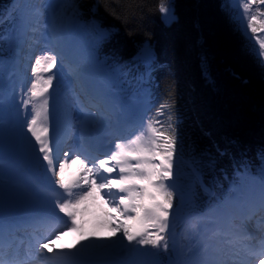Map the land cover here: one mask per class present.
<instances>
[{
  "label": "trees",
  "instance_id": "1",
  "mask_svg": "<svg viewBox=\"0 0 264 264\" xmlns=\"http://www.w3.org/2000/svg\"><path fill=\"white\" fill-rule=\"evenodd\" d=\"M161 4L171 6L168 22ZM256 7L264 9L254 5L253 12ZM62 10H54L56 21L85 30L96 61L106 67L123 98L147 92V122L166 124L169 110L160 117L156 110L162 103L171 105L178 136L174 232H180L182 216L221 210L234 186L260 185L264 68L249 49L255 39L246 41L238 30L231 0H68ZM24 17L13 0H0V60L9 59L4 35ZM144 49L152 51L151 62L138 60ZM144 75L148 79L139 83ZM168 243L167 251L151 257L163 264L176 259L190 263L184 250L178 258L169 238ZM180 243L185 249L186 242Z\"/></svg>",
  "mask_w": 264,
  "mask_h": 264
},
{
  "label": "snow or ice",
  "instance_id": "2",
  "mask_svg": "<svg viewBox=\"0 0 264 264\" xmlns=\"http://www.w3.org/2000/svg\"><path fill=\"white\" fill-rule=\"evenodd\" d=\"M254 5H264V0H231V7L236 12L233 19L238 30L246 41L255 39V44H249V49L264 68V35H257L264 34V9L256 7L252 12ZM160 11L167 13L168 8L161 4ZM250 12L252 14L249 16ZM58 62L59 57L54 51L36 56L34 63L30 65L31 86H21L22 91L26 87L23 95L27 97L22 100V105L26 109L31 105V119L25 121L26 130L34 139L35 145L39 146L35 160L43 167L47 180L46 184L41 185V190L50 193L54 200L51 213L44 220L50 228L45 235L34 236V240L29 243V251L25 252L22 259L18 258L17 248V258L9 262L3 258L5 227L0 220V264H30L31 260L44 256L45 248L52 254V258L69 257L73 255L72 250L86 252L89 256H110L120 250L136 255L158 256L160 249H169L167 233L176 195L172 181L175 179L178 136L176 117L170 110L171 105L165 102L156 110L157 117L169 110L166 124L159 119H152L145 126L144 121H141L139 133L131 138L120 137L114 150L105 159L90 161L79 148L64 151V158L61 159L60 150L53 147L49 127L50 98L57 78L53 69ZM46 73L48 75L45 76ZM88 115L91 119L87 123H95V113ZM32 147L35 152V146ZM72 166H76V169L69 175L67 169ZM259 180L260 207L264 209V169L261 170ZM214 222L212 216L204 214L195 219L193 226L210 225ZM98 227L111 228L112 237L99 238L97 242V239H93L95 231L90 229ZM65 231L75 233L80 238L75 244L67 247L60 245L59 249H55L53 241L59 239ZM220 237H223L222 242L228 246V251L214 248L210 243L197 245L198 256L201 258L192 264H245L238 259L239 251H231L236 241L229 239L228 233L217 228L209 232L208 240ZM8 244L11 247L12 240ZM259 244L260 250L249 252V255H264V239ZM33 246L36 248L35 255L30 251ZM244 247L247 248L246 245ZM149 248L157 251L151 252ZM128 264L163 262L158 259L133 260ZM169 264L187 262L176 259L169 261ZM260 264H264V260Z\"/></svg>",
  "mask_w": 264,
  "mask_h": 264
},
{
  "label": "rangeland",
  "instance_id": "3",
  "mask_svg": "<svg viewBox=\"0 0 264 264\" xmlns=\"http://www.w3.org/2000/svg\"><path fill=\"white\" fill-rule=\"evenodd\" d=\"M19 5L21 10L25 14V30L27 29H32L36 27L38 29V23L39 20L43 19V22H48V26L44 25L42 27L44 32L48 33V42L51 43L54 40L55 34L59 31V22L56 21L54 17V8H58V12L63 11V6L68 4V0H16ZM165 7L168 8L167 13H162L163 19L165 22H168L172 18L171 14V6L170 4H167ZM253 12V11H252ZM252 13H249V16ZM247 25V20H245V27ZM22 28V25L19 26L18 31H20ZM251 32L249 31V34ZM66 34H71L72 35V40L71 42H68L67 44H63L62 46L59 47L60 54L61 53H70L71 54V60L73 61L72 63L68 62L67 67H61V64H58L53 71L56 73V80L54 81L55 84V90L52 91L51 98H50V117H49V127H51L52 121L57 117L59 119V126H58V131H57V136H59L60 133H62V127L61 123L63 120H65V115L62 117L61 115L63 112L61 111V108H63V102L64 100H68L70 103V100L72 101L73 104H75V108H71L72 110V116L73 118L77 119L78 117H75V112H76V101L73 99V92L72 90H75V88H80L79 84H73V81L70 80L69 78V73L68 71H77L78 69V62L79 63H84L85 62L81 58L80 54V47L79 43L76 41V36L79 37L80 34L78 30H75L71 28L70 26L68 28L62 29V35ZM19 35H25L22 31H20L17 34V38L19 39ZM33 33H30V36H32ZM39 36V37H38ZM42 36V34H41ZM44 38V37H43ZM34 41L33 43L30 44V46H27L25 49L27 50V54L22 58V62L19 64V68H21V74L14 75V81L12 80L13 84L11 86V82H3L4 85L7 84L8 88H10L9 93L13 94L15 93L16 89H19V101L17 105L14 107V116L11 119L9 115H6L3 109H1L0 105V151L3 153V151L10 153L11 156H9V159L15 162H12V165L16 168V171H23L22 164L25 163L30 167L35 166V164H39L35 160V155L38 153L39 146L35 145L34 139L31 138V134L27 133L26 130V123L25 121L27 119H31V105L27 107V109L22 105V100L26 99L27 97L23 95V91H26V87L31 86V68L30 65L34 63V59L36 56H39L46 52L45 50H39L40 49V44L39 41L41 40L40 34L38 35V30L34 34ZM23 42H26V35L21 38ZM22 41H16L15 40V45L21 43ZM83 43V42H82ZM25 49L23 52H25ZM89 56V54H88ZM32 58V59H31ZM31 61V62H30ZM102 70V68H99ZM97 69V70H99ZM48 75L47 73L45 76ZM92 81H90V86H94L100 93L104 91V87H101V82L96 81L94 76L92 77ZM15 84L17 85V88L15 87ZM22 85H26V87L22 91ZM1 90V87H0ZM80 91H83L80 89ZM1 92V91H0ZM103 94V93H102ZM109 102H112L111 106H109L110 109H119V107L115 108V97L109 94H103ZM6 97H8V92H6ZM64 99V100H63ZM145 99L142 98L139 100V103H130L125 106H128L126 109L125 115H129L132 112H137L141 113V111L144 110L146 107L144 103ZM75 102V103H74ZM107 104V103H105ZM125 106H122L123 108L121 109L120 112H114L112 111V118L109 120V117L111 114H104L103 116H99L101 114V111H88L85 117H89V113H95V125L100 120H103L106 118L108 121L115 123L117 119H119L122 115V111H125ZM66 110V104L64 107V111ZM99 116V117H98ZM62 119V121H61ZM91 119V118H88ZM5 120H10L11 123L5 122ZM83 120V119H77ZM77 124V122H74V125ZM11 126V129H7L6 127ZM73 126V124H72ZM23 129V130H22ZM101 130H104L103 127H100ZM140 128L135 132V134L139 133ZM50 133L51 137L53 136V131L50 128ZM134 134V135H135ZM146 134V133H145ZM71 135L73 138H71ZM76 141L79 142L78 135H79V129L76 130L75 133L72 131L70 132V141H74V136ZM133 135V136H134ZM28 136L31 138H28ZM24 138V139H23ZM27 140H26V139ZM52 139V138H51ZM30 142V143H29ZM58 142L54 141L53 142V147L56 148V144ZM35 146V152H33V147ZM5 156L0 153V157ZM60 158L63 159V153L62 156L60 155ZM76 169V166L70 167L68 174L71 175L70 172H74ZM36 189L33 181V177L31 175H23V176H17L13 171H10L8 169H5L0 166V211L3 213H7L6 211H15V208L17 205L22 204V205H32V206H46L50 211L53 207L54 200L51 199V197L45 196L42 192L36 191L34 193V190ZM41 194V198L40 195ZM244 196H251L254 201L260 198V189L255 190L253 192H244ZM231 206L233 203H229ZM229 206H225L223 213H219L220 219L225 218V214H230L231 210L228 208ZM58 212V209L56 210ZM216 212L215 214H217ZM67 219V218H66ZM193 222L191 225H188L187 230L192 233V238L186 234V230L182 229L180 231V235L184 236V239L187 241V255L190 257L191 251L190 249H194L196 251V255L194 254V257L190 258L191 259V264L193 261L200 259L201 257L198 256L199 253V248L196 243H200V245L204 243H210L212 247L220 249H226L228 248L227 245L223 244V239H213L211 241L208 240V235L209 233L204 229L203 227L207 228L208 225H197L193 226ZM100 232H96V236L93 239H97V242H99V238H106V237H112V230L109 227H99ZM91 230V229H90ZM119 235V234H117ZM68 237L70 238V245L75 244L76 240H73L72 235L68 233ZM68 237L64 239V243L66 244V241H68ZM172 237L171 239L173 241V247L175 248L176 251L181 249V245L179 243V236L173 234L172 232ZM115 239V237H113ZM127 244V241L124 242ZM238 246V245H237ZM236 247V246H235ZM234 248L231 250L233 251ZM35 251V249H34ZM75 257L72 260L71 264H92V260L94 258H108V257H116L118 258V262L116 264H128L129 261H150L151 258L149 256H136L133 253L128 252L127 250H120L114 252L110 256H89L86 252H76L75 250H72ZM226 251V250H225ZM230 254V252H229ZM35 255V254H34ZM238 259L243 260L242 255L240 254ZM30 263H36L33 260H31ZM65 264V263H62Z\"/></svg>",
  "mask_w": 264,
  "mask_h": 264
},
{
  "label": "bare ground",
  "instance_id": "4",
  "mask_svg": "<svg viewBox=\"0 0 264 264\" xmlns=\"http://www.w3.org/2000/svg\"><path fill=\"white\" fill-rule=\"evenodd\" d=\"M32 59V58H31ZM31 62V61H30ZM133 75V74H132ZM87 98H88V96L85 94V93H79V94H77V96H76V99H77V101H78V103L80 104V105H82V101H83V99H84V101H87ZM64 100V99H63ZM75 103V102H74ZM65 104H66V110L64 111V107H65ZM82 107H83V105H82ZM71 108H75V104H73L72 103V101L70 100V103H69V101L68 100H64V102H63V108H61V111L63 112V114L61 115L62 117L65 115V120H63V122L61 123V127L63 128L62 129V134H63V138H65L67 135H68V137H67V139H63L62 141L64 142H61V141H59L57 144H56V148H60V155L62 156V150H65V151H69L70 149L71 150H74V148H75V150H76V147H75V142L72 140V142H69V137H70V132L72 131L73 133H75L76 132V130L77 129H79V128H81L80 129V133H79V135L81 134V130H82V128L83 127H85L84 129H86V131H87V133H92L93 135H99L100 134V131L98 130V128L97 127H91V128H89L88 126H87V121L89 120L88 119V117H83V120L79 123V120H77V119H75V118H73V116H72V110H71ZM83 109V108H82ZM61 121H62V119H61ZM74 122H77V124L79 123V127L77 128V127H75V125H77V124H75L74 125ZM58 123V122H57ZM72 124H73V126H72ZM59 126V123L56 125V134H57V127ZM78 126V125H77ZM80 137V136H79ZM71 138H73V136L71 135ZM74 138H75V136H74ZM52 141L54 142V141H56V138L54 137V138H52ZM81 148H83V145H79ZM56 148H54V149H56ZM83 149H85L86 150V148H83ZM69 154L71 155L72 154V152L70 151L69 152ZM64 158V157H63ZM203 160V159H202ZM206 163V162H205ZM210 163H212V162H210ZM218 164V163H217ZM208 165V164H207ZM221 165V164H220ZM39 167H41V166H39ZM214 167V166H213ZM70 169V168H69ZM69 169H67V173H68V171H69ZM214 169V168H213ZM216 169H218V168H216ZM236 170V169H235ZM42 172H44V170L42 171ZM213 172V171H212ZM70 173H72V172H70ZM233 206H234V204H233ZM233 208V207H232ZM234 209V208H233ZM240 216H241V222H248V219L250 218L249 217V210L248 211H246V215H244L243 214V212H242V215L240 214ZM20 217L21 216H19V219H20ZM258 221H260L261 219H260V217H257L256 218ZM227 225V227H229L230 226V223H227L226 224ZM4 227H5V224H4ZM41 227V226H40ZM47 226H45V228H46ZM91 230H93V231H96L97 233L98 232H100V228L98 227V228H95V229H91ZM95 232V233H96ZM253 232H255L254 230H253ZM236 234L237 235H239V234H242V229H238V232H236ZM26 235H28L27 233H25V237H26ZM248 235V234H247ZM5 237H6V234H5ZM7 238H11V240H13L12 239V236H7ZM229 239H231L230 237H228ZM64 241V239L61 241V245H64L65 246V243L63 242ZM243 246L241 247V246H236V247H234V250L233 251H239L240 252V254L242 255V257H243V261L245 262V264H247L246 262H247V260H248V258H249V256H251V255H249V251H250V249L254 252V251H258V250H260V245H257V244H254V243H252V241L251 240H242L241 242H240ZM250 243H252V244H250ZM247 246V248H245L244 246ZM224 250H226V251H228V248H226V249H224ZM232 250V249H231ZM74 259V258H73ZM58 263L59 264H62V263H65V264H71L72 263V259H62V261H60V260H58Z\"/></svg>",
  "mask_w": 264,
  "mask_h": 264
},
{
  "label": "water",
  "instance_id": "5",
  "mask_svg": "<svg viewBox=\"0 0 264 264\" xmlns=\"http://www.w3.org/2000/svg\"><path fill=\"white\" fill-rule=\"evenodd\" d=\"M138 58L140 60H144L146 62L150 61L152 58V52L149 49L143 50L139 55ZM116 259H103V260H97L96 264H108L109 262H115Z\"/></svg>",
  "mask_w": 264,
  "mask_h": 264
}]
</instances>
